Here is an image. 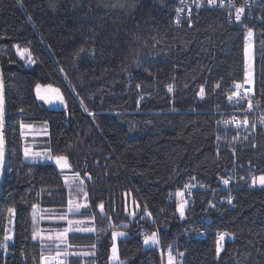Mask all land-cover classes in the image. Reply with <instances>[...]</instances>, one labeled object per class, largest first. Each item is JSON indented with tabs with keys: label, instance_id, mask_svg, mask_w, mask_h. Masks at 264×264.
Masks as SVG:
<instances>
[{
	"label": "trees",
	"instance_id": "trees-1",
	"mask_svg": "<svg viewBox=\"0 0 264 264\" xmlns=\"http://www.w3.org/2000/svg\"><path fill=\"white\" fill-rule=\"evenodd\" d=\"M248 1L254 8L240 21L229 20L232 10L215 8L177 24L178 0H0L9 157L0 264H42L33 210L69 205L57 165L25 156L22 125L45 123L49 135L37 147L66 157L84 179L89 203L77 217L99 229L71 234L74 247L90 239L92 256L111 264L113 234L123 230L119 264H161L156 247L145 248L138 234L149 227L163 244L182 234L183 264H264V186L215 193L225 178L247 176L248 166L264 174V124L252 114L250 128L239 127L228 105L236 84L247 82L253 31L251 85L264 109V0ZM20 50L32 55V65ZM40 84L58 87L66 107L40 100ZM194 178L207 189L189 204L173 200ZM224 195L231 199L222 203ZM12 210L15 242L4 249ZM189 223L207 235L188 238L182 231ZM44 225L63 228L67 221ZM216 230L231 238L219 244ZM81 259L72 257V264Z\"/></svg>",
	"mask_w": 264,
	"mask_h": 264
},
{
	"label": "rangeland",
	"instance_id": "rangeland-1",
	"mask_svg": "<svg viewBox=\"0 0 264 264\" xmlns=\"http://www.w3.org/2000/svg\"><path fill=\"white\" fill-rule=\"evenodd\" d=\"M247 67L246 81L248 84L253 82L254 74V32L249 31L247 34ZM22 57L26 59L28 65H32L34 60L27 50H20ZM37 96L48 107L54 109H63L66 107V100L61 90L53 85H38ZM23 136L25 138V156L32 161L53 162L62 171L64 181L70 192V201L67 208L62 211L48 209L37 204L33 210L34 218V238L44 246L41 259L44 261L56 256H82L89 257L96 254V245L92 241L77 244L75 247L71 243L70 235L73 233L96 234L99 232L97 224L91 218L77 217L78 214L85 211L89 201L85 190L84 179L78 173L71 170L72 166L66 157L53 156L49 149L37 147L38 143H44L49 135L48 124L34 125L23 124ZM39 137V138H38ZM38 138V140H37ZM259 186H264V174L259 177ZM185 205V204H183ZM179 206V211L184 212V206ZM67 221L63 228L50 227L44 223ZM127 235L126 231L119 230L113 234L114 244L111 250V264L121 263L119 258L118 241ZM15 242V212L12 210L10 219L6 228V237L4 240V249ZM89 243V244H88ZM159 244L156 233H151L144 240L145 248L156 247ZM42 263V261H40ZM169 264H175V259H170Z\"/></svg>",
	"mask_w": 264,
	"mask_h": 264
},
{
	"label": "built area",
	"instance_id": "built-area-1",
	"mask_svg": "<svg viewBox=\"0 0 264 264\" xmlns=\"http://www.w3.org/2000/svg\"><path fill=\"white\" fill-rule=\"evenodd\" d=\"M179 3L175 7L174 21L178 24L182 20H189L199 11L204 9H230L233 12L230 13L229 20L240 21L243 18L246 12H251L254 8V4L248 0L241 4H237L236 1L229 0H178ZM260 3V1L258 2ZM252 15V13L250 14ZM228 105L231 108V111L237 115L236 123L239 127L247 129L250 128L251 119L250 115L256 114L257 121L263 125L264 124V109L258 106L256 100L255 89L251 84L247 82L237 83L230 99L228 100ZM249 174L247 176H240L238 179L236 177L225 178L224 184L221 188L215 189V193L219 191H232L233 185L239 184L240 186L246 185L249 188L259 185V177L261 176V171L255 169L252 166H248ZM207 189V184L204 181H201L197 178L192 179L185 184L182 190L175 193L173 200H179L182 198L186 204L193 202L194 193L197 190ZM231 199V195L222 196L221 202L224 203L227 200ZM207 224L209 221H206ZM195 223H189L185 226L182 233L188 238L192 236H203L207 235V231L202 228H196ZM201 227V226H200ZM152 233V230L149 227L141 228L138 231L141 239L145 240L149 234ZM216 240L219 244H222L227 239L231 238V234L228 231L216 230ZM181 236H177L175 239L169 241L168 243L159 242L158 246L154 248V252L159 254L163 258L161 264H169L170 259H175V264H183L185 257V251L179 247V241ZM72 257L78 256H56L49 258L44 261L41 259L42 264H72ZM152 263H155V260L152 259ZM79 264H103L96 256L91 257H82Z\"/></svg>",
	"mask_w": 264,
	"mask_h": 264
},
{
	"label": "water",
	"instance_id": "water-1",
	"mask_svg": "<svg viewBox=\"0 0 264 264\" xmlns=\"http://www.w3.org/2000/svg\"><path fill=\"white\" fill-rule=\"evenodd\" d=\"M8 100L6 80L3 64L0 57V205L3 196L4 186L8 168V141H7V112Z\"/></svg>",
	"mask_w": 264,
	"mask_h": 264
}]
</instances>
